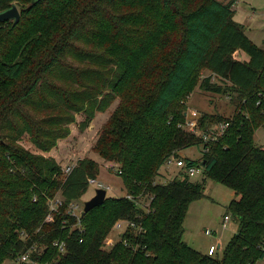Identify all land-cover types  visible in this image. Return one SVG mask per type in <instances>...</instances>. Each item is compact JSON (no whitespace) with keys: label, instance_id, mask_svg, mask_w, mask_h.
Masks as SVG:
<instances>
[{"label":"trees","instance_id":"16d2710c","mask_svg":"<svg viewBox=\"0 0 264 264\" xmlns=\"http://www.w3.org/2000/svg\"><path fill=\"white\" fill-rule=\"evenodd\" d=\"M235 0H0V12L16 5L19 21H0V264L28 249L43 248L56 264H257L264 260V47L234 19ZM246 55L239 58L238 53ZM209 75L199 76L203 70ZM213 75L225 84L212 82ZM202 76V77H201ZM198 87L230 92V117L204 114L200 129L229 121L208 144L203 179L182 172L157 183L165 159L202 143L185 132L184 98ZM118 99L93 150L118 164L132 197L147 195V211L126 196L105 198L77 219L67 208L87 190L96 163L80 159L63 175L46 156L70 132L75 115L89 126L96 111ZM27 135L40 151L21 144ZM204 163V164H203ZM203 164V165H202ZM210 178L236 197L225 211L236 232L208 256L183 239L193 200L204 197ZM60 191L62 204L51 212ZM51 213V214H50ZM52 216L48 220V215ZM118 219L135 221L114 245L105 237ZM75 226V227H74ZM60 239L61 253L52 241Z\"/></svg>","mask_w":264,"mask_h":264},{"label":"rangeland","instance_id":"374dc122","mask_svg":"<svg viewBox=\"0 0 264 264\" xmlns=\"http://www.w3.org/2000/svg\"><path fill=\"white\" fill-rule=\"evenodd\" d=\"M220 1L224 3L230 2V0ZM232 9H234V19L243 26L246 36L255 44L264 47V0H235ZM238 57L245 58L246 55L240 52L238 53ZM209 73V70L205 69L199 73V76L209 75ZM198 82L199 80L192 88L189 95L186 96V99L184 98L183 105L186 109V112H184V120L186 114L192 111L197 113L196 121L198 122H200L199 118L206 113L230 117L235 110V105L231 102L234 96L232 97L230 92L224 91L220 93L207 90L203 91L198 87ZM212 82L219 85L225 84V81H222L215 75L212 77ZM117 102L118 99H115L110 105L100 109V111H96L89 126L82 130L80 129V123L85 116L83 113L76 114L75 120L69 124L70 132L68 135L57 139L56 146L49 152H44L46 156H52L59 163L60 170L67 165L76 164L78 160L86 157L91 158L96 163L97 172L94 179L101 187L87 182L88 187L86 192L78 199V203H80L81 206H83L87 199L95 194L97 188H106V197L125 196V194H127L126 189L122 184V179L118 175L120 172L118 171V164L113 161L104 160L93 150V146L97 140L96 138L101 132L103 125H105V122L115 110ZM184 120L179 126L185 132L190 134L188 129L186 130L182 127V124L185 122ZM220 122L221 121H215L213 123L218 124ZM210 126H208V128ZM199 128L197 132H193V134L201 137L202 131L204 130ZM257 129H259V132L256 141L259 144L264 143V125ZM20 141L24 148H27L34 153H40V151L37 150L28 140L27 135H25ZM201 148L202 143H199L181 148L176 152H178L179 156L183 158L201 161L203 154ZM182 172V169H178L177 167H165L163 163L155 179L157 183H164L166 180L177 177V175H180ZM63 175L65 174L62 170V177ZM203 176V168H201L200 172L190 177V181L201 182ZM203 194L204 197L193 200L187 208V213L183 220L184 238L186 242L193 247L195 246L199 250L205 249L209 242H213L214 239L220 240L222 246H225L229 237L236 232L237 226L234 224L232 217L231 221L227 224V228L223 229L220 226V221L224 214L227 213L225 211L227 203L234 199L236 195H234L233 191L224 184L222 185L212 181L210 178L206 179L204 182ZM57 199H62L60 191L57 192L53 201ZM140 202L141 204L146 203V198H142ZM119 220L122 219H118V221ZM118 221H116L110 229H115L114 225ZM207 229L215 230L216 235H206L205 230ZM257 264H264V260L258 261Z\"/></svg>","mask_w":264,"mask_h":264},{"label":"built area","instance_id":"2783aa9c","mask_svg":"<svg viewBox=\"0 0 264 264\" xmlns=\"http://www.w3.org/2000/svg\"><path fill=\"white\" fill-rule=\"evenodd\" d=\"M260 101H264V96H262L260 94V97L258 98L256 104H259ZM196 117H197V113L195 111L189 112L186 114L185 116V122L182 124V127H184V129H188L191 133L193 132H197L200 122L196 121ZM229 126V122L228 121H221L218 124H211V126L208 128H206V130L202 131L201 134V140H202V148L201 150L203 152H207L208 150V144L210 142H214L217 141L218 139H220L222 137V135L224 134L226 128ZM196 129V130H195ZM200 129V128H199ZM165 167H177L178 169H182L183 172L186 173V175H188L189 177H192V175L200 172L202 166L200 165H196V164H192V165H188V163L186 162V160L179 156L178 152L177 153H172L171 155H169L166 159L165 162H163ZM74 164L71 165H67L64 168H62L63 173L66 175L68 173L71 172V167ZM118 171H120L118 169ZM87 182L91 183V184H96L98 185V187H101L100 184L96 183V180L94 178H87ZM106 189V188H105ZM107 191V189H106ZM107 193V192H106ZM125 196L127 198H130L131 200H134L135 203L137 204V206H139L142 210L147 211L149 208V203H150V198L147 197V195L143 196L144 198H146V203L141 204V196L139 195V197H132V195L129 194H125ZM50 201V208H51V212H57L58 210V205L62 204V200H49ZM79 200H74L72 201V203L69 204L68 208H67V214L70 215L71 217H75L78 221L77 223V227H79V222L81 219V215H80V211L82 210L83 206H81L80 203H78ZM51 214V213H50ZM48 215V220L52 219L51 215ZM231 221V215L230 213H225L222 220L220 221V226L224 229L227 228V224ZM75 227V226H74ZM115 229H111L109 234L105 237L104 241L105 244L109 245H114L115 242L119 241L122 238V235L129 229H132L133 231L136 230L137 233H140L142 231H144V229L140 226L139 223L135 222V221H130V220H126V219H122L119 220L115 225H114ZM113 227V228H114ZM206 235L210 236V235H216L215 234V230L212 229H207L205 230ZM218 241V239H217ZM52 246H54L56 249H58L59 252L64 253L66 246L64 244V242L62 240H60L59 238L52 241L51 243ZM220 242L219 243H214L212 245H210V247L208 248L206 254L208 256H212L214 254L217 253V251H219L221 249L220 246ZM262 249L264 250V243L262 245ZM35 251L36 255L41 256L43 254V252L45 251V249L43 248H37L34 247V249H28V251L20 253L16 256H13V258H9L6 259L2 262V264H56L54 261L52 260H44V262L38 260L37 258L32 257L31 253L32 251Z\"/></svg>","mask_w":264,"mask_h":264},{"label":"water","instance_id":"95a60500","mask_svg":"<svg viewBox=\"0 0 264 264\" xmlns=\"http://www.w3.org/2000/svg\"><path fill=\"white\" fill-rule=\"evenodd\" d=\"M7 20H13L14 23H17L19 21V11L16 5L12 4L11 7L7 8L5 11L0 12V21ZM106 192V189L103 187L97 188L95 190V194L84 202L83 208L80 211V215L84 217L90 209L102 205L106 198Z\"/></svg>","mask_w":264,"mask_h":264},{"label":"crops","instance_id":"0c3cea01","mask_svg":"<svg viewBox=\"0 0 264 264\" xmlns=\"http://www.w3.org/2000/svg\"><path fill=\"white\" fill-rule=\"evenodd\" d=\"M258 132H259V129H257L256 132H255L256 137H257V135H258ZM260 144H264V143H260ZM183 239H184V241L186 242V240H185V238H184V234H183ZM214 241H215L216 243H219V242H220V244H221V241H220V240L217 241V239H214L213 242H209V244H208V245L205 247V249H203V250H199V249H197L195 246L193 247V246L190 245L188 242H187V243H188L192 248H195V249H197L198 251H200V252H202V253L205 254V253L207 252L208 248L210 247V245H212V244L215 243ZM220 246H222V244H221ZM222 247H223V246H222Z\"/></svg>","mask_w":264,"mask_h":264}]
</instances>
